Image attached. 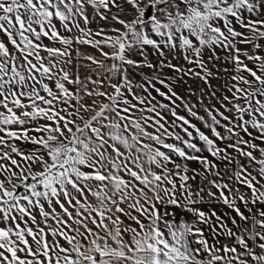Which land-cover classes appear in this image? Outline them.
<instances>
[{"label": "snow or ice", "instance_id": "snow-or-ice-1", "mask_svg": "<svg viewBox=\"0 0 264 264\" xmlns=\"http://www.w3.org/2000/svg\"><path fill=\"white\" fill-rule=\"evenodd\" d=\"M0 264H264V0H0Z\"/></svg>", "mask_w": 264, "mask_h": 264}]
</instances>
